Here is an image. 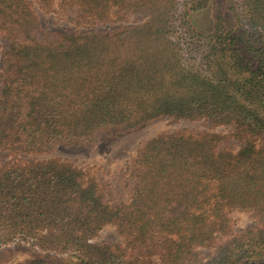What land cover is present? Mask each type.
<instances>
[{
  "label": "trees",
  "instance_id": "obj_1",
  "mask_svg": "<svg viewBox=\"0 0 264 264\" xmlns=\"http://www.w3.org/2000/svg\"><path fill=\"white\" fill-rule=\"evenodd\" d=\"M34 1L76 6L80 22L141 21L44 31L30 0H0V151L11 155L0 167V248L26 242L56 264H264V0H228V17L185 36L180 16L189 23L208 4L189 0L181 13L179 0ZM162 117L234 127L242 146L221 148L211 132L151 138L133 160L128 202L113 206L86 171L36 158ZM235 210L257 225L234 231ZM107 225L123 243L95 240ZM35 255L16 264H49Z\"/></svg>",
  "mask_w": 264,
  "mask_h": 264
},
{
  "label": "rangeland",
  "instance_id": "obj_2",
  "mask_svg": "<svg viewBox=\"0 0 264 264\" xmlns=\"http://www.w3.org/2000/svg\"><path fill=\"white\" fill-rule=\"evenodd\" d=\"M30 1L38 17L40 28L44 31L55 30L82 33L107 30L141 21L140 15H130L124 19H119L116 14H112L111 18L104 22H80L78 21L79 11L76 6L62 5L59 1H56L50 10H45L34 0ZM179 1L182 13L185 8L184 4L188 3L189 0ZM193 2L194 4L200 2L204 4V6L206 4L208 5L201 10L192 12V21L189 23H187V21L184 23L180 16L178 21V23L181 24L178 30L180 36L191 34L193 27L208 32L213 28L215 17H228L231 14V11L228 9V0H193ZM184 20H186V18ZM0 43H4L1 37ZM186 56L192 63H199V59L194 52L187 50ZM1 57L2 48H0V67ZM179 131L216 133L221 137L220 147L234 152L238 151L242 146V142L234 136V127L215 125L208 119L187 120L162 117L150 121L126 134L117 135L115 137H105L101 143L92 148L85 146L58 145L51 152L39 155L36 158L40 160L59 159L67 161L86 171L99 181L108 204L113 206L128 202L130 198L131 189L134 185L132 164L142 145L149 139L161 134ZM10 159V154L6 151H0V167ZM230 217L232 219L234 231L240 228L254 227L257 225L256 219L249 212L235 210L231 212ZM95 240L118 244L124 241L114 225L105 226ZM213 251V248L202 249L203 256L207 258L210 257ZM35 254L48 255L47 260L49 264H56L58 261L56 257H54L56 256L54 253H44L34 248L29 243L18 242L0 248V264L24 263L36 256ZM153 260L157 263L158 257H153Z\"/></svg>",
  "mask_w": 264,
  "mask_h": 264
}]
</instances>
